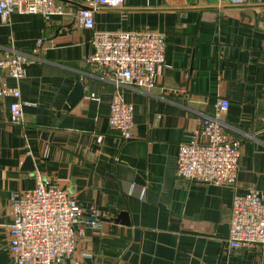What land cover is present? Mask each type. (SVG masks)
Listing matches in <instances>:
<instances>
[{"label":"crops","instance_id":"obj_1","mask_svg":"<svg viewBox=\"0 0 264 264\" xmlns=\"http://www.w3.org/2000/svg\"><path fill=\"white\" fill-rule=\"evenodd\" d=\"M71 1L49 18L0 17V52L31 56L26 75L9 79L21 91V123L11 121L13 98H0V264H17L11 195L34 188L38 175L68 189L86 216L91 208L102 215L64 264H264V247L226 251L233 190L176 175L179 143L225 98L219 120L241 140L236 191L264 189V0ZM81 5L94 8L97 30L165 35L153 88L115 85L90 60ZM79 81L84 94L70 106ZM119 96L133 106L127 140L108 125Z\"/></svg>","mask_w":264,"mask_h":264},{"label":"built area","instance_id":"obj_2","mask_svg":"<svg viewBox=\"0 0 264 264\" xmlns=\"http://www.w3.org/2000/svg\"><path fill=\"white\" fill-rule=\"evenodd\" d=\"M93 7H119L124 0H93ZM93 7L79 8L76 16L81 25L92 30L93 53L90 60L103 70L115 85L128 84L151 89L156 84L157 67L164 61L165 35L157 31H100L95 27ZM15 11L52 15L64 14L61 0H0V17L8 21ZM43 38L33 49L37 52ZM29 54L0 52V98L12 97L10 117L23 120L21 91L9 79L26 75ZM229 100L218 99L213 118H203L188 141L178 145L176 175L189 182L230 187L233 190L226 251L245 247H264V189L236 191L239 168V138L231 137L219 120ZM264 122V115L262 116ZM108 125L127 140L134 128L133 106L120 96L109 103ZM13 221L10 225V249L17 264H64L77 249L79 236L86 229L101 225L102 215L96 208L87 210L70 191L38 175L34 188L11 195Z\"/></svg>","mask_w":264,"mask_h":264},{"label":"water","instance_id":"obj_3","mask_svg":"<svg viewBox=\"0 0 264 264\" xmlns=\"http://www.w3.org/2000/svg\"><path fill=\"white\" fill-rule=\"evenodd\" d=\"M61 1L72 2L71 0H61ZM81 8L87 9V8H90V7L86 6V5H81ZM83 94H84V85H83L82 82L79 81V82H77L75 89L73 90V92L71 93V95H70V97L68 99V105L73 106L75 103H77L81 99ZM27 164H31V158L28 160ZM28 166H30V165H28ZM28 168L30 170H35V167H33V166L32 167H28ZM121 215H119L118 218H120Z\"/></svg>","mask_w":264,"mask_h":264}]
</instances>
